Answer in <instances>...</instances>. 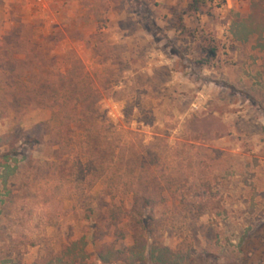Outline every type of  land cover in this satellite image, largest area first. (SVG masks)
I'll return each mask as SVG.
<instances>
[{"label":"rangeland","instance_id":"obj_1","mask_svg":"<svg viewBox=\"0 0 264 264\" xmlns=\"http://www.w3.org/2000/svg\"><path fill=\"white\" fill-rule=\"evenodd\" d=\"M189 1L0 0V264H264V0ZM36 36L55 70L101 73V110L181 180L146 229L123 187L73 194L44 164L66 146L24 141L51 115L7 94Z\"/></svg>","mask_w":264,"mask_h":264},{"label":"trees","instance_id":"obj_2","mask_svg":"<svg viewBox=\"0 0 264 264\" xmlns=\"http://www.w3.org/2000/svg\"><path fill=\"white\" fill-rule=\"evenodd\" d=\"M205 3L206 0H190L188 9L196 11ZM39 39L36 36V59L16 75V87L7 91L15 111H25L33 103V108L51 112L48 119L38 123L41 132H23L24 141L29 145L49 143L58 149L66 146L65 158L59 156L44 164H60V177L74 184L73 194H83L104 181L110 184L106 187L108 193L112 187H123L132 195L130 212L139 213L141 227L146 229L152 216H142L144 209L161 201L163 191L176 190L181 180L159 167L160 154L156 158L158 166L153 164L151 146L121 135L125 130L118 129L101 110L102 98L109 91L114 97L118 92L101 84V73L88 70L75 54L67 71L55 70L57 55L46 53ZM207 55L213 57L215 49L209 48ZM0 169L6 174L12 167L0 160Z\"/></svg>","mask_w":264,"mask_h":264}]
</instances>
